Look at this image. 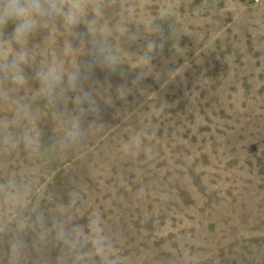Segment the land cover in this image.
I'll return each instance as SVG.
<instances>
[{
	"label": "rangeland",
	"instance_id": "rangeland-1",
	"mask_svg": "<svg viewBox=\"0 0 264 264\" xmlns=\"http://www.w3.org/2000/svg\"><path fill=\"white\" fill-rule=\"evenodd\" d=\"M96 6L76 28L51 20L32 34L28 84H3L12 98L0 119L18 103L29 111L15 142L0 145V186L22 196L12 209L0 196V264H99L84 255L96 216L117 264H264V0ZM98 44L117 58L115 70L98 65L83 85L99 116H81L71 101L56 115L35 94L33 69L55 61L73 97L80 86L70 74ZM144 136L147 155L120 150ZM61 227L79 242L58 238ZM16 238L23 247L13 258Z\"/></svg>",
	"mask_w": 264,
	"mask_h": 264
},
{
	"label": "clouds",
	"instance_id": "clouds-1",
	"mask_svg": "<svg viewBox=\"0 0 264 264\" xmlns=\"http://www.w3.org/2000/svg\"><path fill=\"white\" fill-rule=\"evenodd\" d=\"M94 8L95 14H99V7L96 6V0H0V103L7 104L11 100L10 89L5 88L3 84L8 82L16 87H24L28 84L29 77L25 72V67L29 65V55L25 45L29 37L34 34L43 25L51 20H60L66 27H78L82 19L87 15L89 7ZM9 24L13 25L11 32H6ZM89 36L94 35L93 21H89L85 26ZM162 31V30H161ZM19 47L9 53L8 48L12 45ZM117 58L111 54L108 48L102 44L96 46V51L89 62L82 70L77 67L71 74L70 80L73 85L79 84L80 89L75 96L69 97V89L65 86V76L61 68L55 61L42 62L33 69L31 79L36 81L39 88L37 95L43 93L47 102L56 109V115L63 116L62 105L71 101L79 107L81 116L93 114L99 116L100 106L96 101L93 92L84 88L83 85L90 79L93 69L96 66H106L109 70H115ZM143 78V75H137L132 81L135 85ZM119 95L124 99L127 95V85L118 89ZM29 111V106L18 103L13 111L11 119H0V145H10L15 142V132L13 129L19 127ZM84 130L77 123L70 132L73 139H81L84 136ZM139 139V144H137ZM142 138H130L122 141L120 150L129 153L132 147L139 146L147 155L148 148ZM138 196L143 194V188L137 189ZM0 196L12 209L21 202L22 196L12 187L0 186ZM19 217L17 220L19 221ZM91 235L86 238V243L91 244L87 254L88 257L98 258L99 264H117L115 257L111 254V244L104 235L99 216L94 217L89 223ZM76 239H70L67 229L59 228L58 238L65 240L70 246L79 242V234ZM23 247L21 239L16 238L11 246V255L17 256Z\"/></svg>",
	"mask_w": 264,
	"mask_h": 264
}]
</instances>
